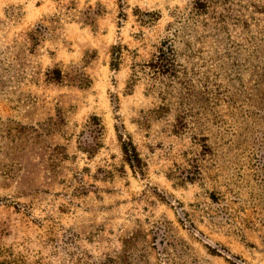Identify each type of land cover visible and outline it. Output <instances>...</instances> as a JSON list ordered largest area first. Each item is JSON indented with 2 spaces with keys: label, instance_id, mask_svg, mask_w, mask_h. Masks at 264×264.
I'll list each match as a JSON object with an SVG mask.
<instances>
[{
  "label": "rangeland",
  "instance_id": "obj_1",
  "mask_svg": "<svg viewBox=\"0 0 264 264\" xmlns=\"http://www.w3.org/2000/svg\"><path fill=\"white\" fill-rule=\"evenodd\" d=\"M0 264H264V0H0Z\"/></svg>",
  "mask_w": 264,
  "mask_h": 264
},
{
  "label": "trees",
  "instance_id": "obj_2",
  "mask_svg": "<svg viewBox=\"0 0 264 264\" xmlns=\"http://www.w3.org/2000/svg\"><path fill=\"white\" fill-rule=\"evenodd\" d=\"M150 66L153 67V69H155V71L159 70H163L165 72V70L163 69V64L160 61H156V62H151ZM162 71V72H163ZM55 74H57L59 76L60 71L59 70H55ZM123 148H124V153L126 155V160L127 162L130 164V166H132L133 168L140 165V157L138 156V153L136 151V148L133 147L129 142L127 141H123Z\"/></svg>",
  "mask_w": 264,
  "mask_h": 264
}]
</instances>
